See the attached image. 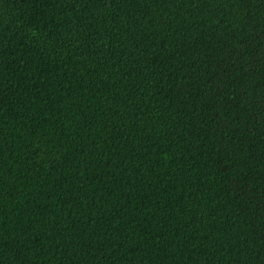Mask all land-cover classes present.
<instances>
[{"label": "trees", "instance_id": "16d2710c", "mask_svg": "<svg viewBox=\"0 0 264 264\" xmlns=\"http://www.w3.org/2000/svg\"><path fill=\"white\" fill-rule=\"evenodd\" d=\"M0 264H264V0H0Z\"/></svg>", "mask_w": 264, "mask_h": 264}]
</instances>
